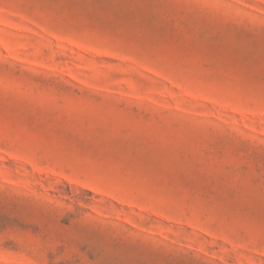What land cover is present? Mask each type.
<instances>
[{
    "label": "rangeland",
    "instance_id": "374dc122",
    "mask_svg": "<svg viewBox=\"0 0 264 264\" xmlns=\"http://www.w3.org/2000/svg\"><path fill=\"white\" fill-rule=\"evenodd\" d=\"M0 264H264V0H0Z\"/></svg>",
    "mask_w": 264,
    "mask_h": 264
}]
</instances>
